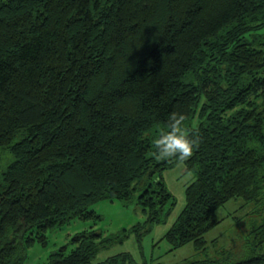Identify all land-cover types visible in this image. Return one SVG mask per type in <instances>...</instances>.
Returning <instances> with one entry per match:
<instances>
[{
  "label": "trees",
  "instance_id": "trees-1",
  "mask_svg": "<svg viewBox=\"0 0 264 264\" xmlns=\"http://www.w3.org/2000/svg\"><path fill=\"white\" fill-rule=\"evenodd\" d=\"M173 115L192 154L158 158ZM178 165L193 180L170 249L205 251L239 198L259 222L185 264H264V0H0V264H24L72 220L97 224L101 201L135 202L145 220L76 233L47 264H94L131 235L140 246L173 213L163 174Z\"/></svg>",
  "mask_w": 264,
  "mask_h": 264
},
{
  "label": "rangeland",
  "instance_id": "rangeland-1",
  "mask_svg": "<svg viewBox=\"0 0 264 264\" xmlns=\"http://www.w3.org/2000/svg\"><path fill=\"white\" fill-rule=\"evenodd\" d=\"M6 160L7 157L4 161ZM182 170L183 166L178 165L163 174L170 192L176 198V206L168 221L155 226L142 238L140 246L134 235H131L121 244H114L102 249L95 257L94 264L110 253L126 251L131 254L132 258L134 256L136 261H141L139 264L144 262L145 264H185L187 260L213 258L219 252L236 246L240 238L243 240L251 226L255 222H259L256 220V216H253V214H257L253 211L255 210L254 205L244 204L239 198L231 199L216 211V218L220 220V223L204 235L207 242L205 251H197L192 243L174 250L169 249L167 243L163 239L161 240L162 235L183 208L185 186L193 180V174H184ZM91 209L102 217L100 222L93 225L90 220L75 219L60 229L48 231L47 246L35 243L27 250L24 264H47V258L51 252L66 244L74 234L90 229V227L101 232L103 236H108L145 220L140 205L135 202L125 207L118 201H101L93 205Z\"/></svg>",
  "mask_w": 264,
  "mask_h": 264
},
{
  "label": "clouds",
  "instance_id": "clouds-1",
  "mask_svg": "<svg viewBox=\"0 0 264 264\" xmlns=\"http://www.w3.org/2000/svg\"><path fill=\"white\" fill-rule=\"evenodd\" d=\"M172 119L175 122L170 125L167 131H162L154 140L158 158H168L175 155L187 158L192 154L194 141L181 130L179 120L176 119L175 115Z\"/></svg>",
  "mask_w": 264,
  "mask_h": 264
},
{
  "label": "crops",
  "instance_id": "crops-1",
  "mask_svg": "<svg viewBox=\"0 0 264 264\" xmlns=\"http://www.w3.org/2000/svg\"><path fill=\"white\" fill-rule=\"evenodd\" d=\"M182 173L186 174V172H185V168H184V167H183ZM185 187H186V186H185ZM170 226H171V224H169L168 227H167V229H165V232L163 233L161 240H162V239L164 240V234L166 233V231L169 229ZM167 245H168V244H167ZM168 246H169V245H168ZM169 249H170V246H169ZM120 253H129V252H127V251H126V252H118V253H114V254L110 253V254H108L107 256L103 257L102 260L104 261L106 258H108V257H110V256H114V255L120 254ZM111 254H112V255H111ZM130 255H131V254H130ZM133 259H134V261H135L136 264H139V263L141 262V261H136L135 258H134V256H133ZM102 260L97 261V263L101 262Z\"/></svg>",
  "mask_w": 264,
  "mask_h": 264
}]
</instances>
